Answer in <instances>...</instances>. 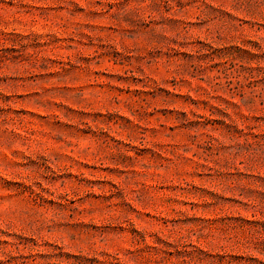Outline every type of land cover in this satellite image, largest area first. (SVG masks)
<instances>
[{
	"label": "rangeland",
	"instance_id": "1",
	"mask_svg": "<svg viewBox=\"0 0 264 264\" xmlns=\"http://www.w3.org/2000/svg\"><path fill=\"white\" fill-rule=\"evenodd\" d=\"M0 264H264V0H0Z\"/></svg>",
	"mask_w": 264,
	"mask_h": 264
}]
</instances>
